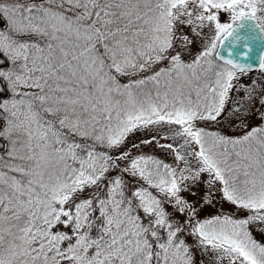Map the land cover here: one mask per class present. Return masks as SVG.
<instances>
[{
  "label": "snow or ice",
  "instance_id": "obj_1",
  "mask_svg": "<svg viewBox=\"0 0 264 264\" xmlns=\"http://www.w3.org/2000/svg\"><path fill=\"white\" fill-rule=\"evenodd\" d=\"M0 264H264V0H0Z\"/></svg>",
  "mask_w": 264,
  "mask_h": 264
},
{
  "label": "rangeland",
  "instance_id": "obj_2",
  "mask_svg": "<svg viewBox=\"0 0 264 264\" xmlns=\"http://www.w3.org/2000/svg\"><path fill=\"white\" fill-rule=\"evenodd\" d=\"M259 73L257 71H253L248 73V75L246 76H242L241 77V81H246L249 79V77L255 78L256 76H258ZM254 124L257 123V121L253 120L252 121ZM204 186L201 185V188H203ZM198 192V195H202L200 189L196 190ZM187 196V194H184ZM189 199H195L194 197H188ZM233 210V206L228 205L226 202L223 203V205L221 206V202L217 201L216 202V207H213L211 205H207L204 207V209H202L201 211V216H210V215H214L217 214L219 211H224V212H231ZM255 231V229H254ZM256 236L257 239H261L262 238V234H260L258 231H256ZM197 258L199 259V254H197ZM205 260H207V258L205 257Z\"/></svg>",
  "mask_w": 264,
  "mask_h": 264
}]
</instances>
